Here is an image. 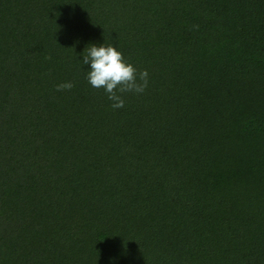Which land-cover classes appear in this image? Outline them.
Segmentation results:
<instances>
[{
  "label": "trees",
  "instance_id": "1",
  "mask_svg": "<svg viewBox=\"0 0 264 264\" xmlns=\"http://www.w3.org/2000/svg\"><path fill=\"white\" fill-rule=\"evenodd\" d=\"M0 264H264V0H0Z\"/></svg>",
  "mask_w": 264,
  "mask_h": 264
},
{
  "label": "clouds",
  "instance_id": "2",
  "mask_svg": "<svg viewBox=\"0 0 264 264\" xmlns=\"http://www.w3.org/2000/svg\"><path fill=\"white\" fill-rule=\"evenodd\" d=\"M83 64L90 65L86 77L89 84L104 89L114 109L124 107L122 94L143 93L148 86L147 69L138 71L114 45L90 44L84 50ZM74 86L72 81H65L57 85V91L71 90Z\"/></svg>",
  "mask_w": 264,
  "mask_h": 264
}]
</instances>
